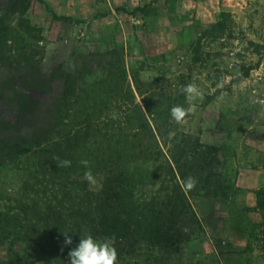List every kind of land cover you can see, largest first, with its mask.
<instances>
[{
	"label": "rangeland",
	"instance_id": "374dc122",
	"mask_svg": "<svg viewBox=\"0 0 264 264\" xmlns=\"http://www.w3.org/2000/svg\"><path fill=\"white\" fill-rule=\"evenodd\" d=\"M259 168L264 0H0V264H68L81 184L139 207L117 264H264Z\"/></svg>",
	"mask_w": 264,
	"mask_h": 264
},
{
	"label": "trees",
	"instance_id": "16d2710c",
	"mask_svg": "<svg viewBox=\"0 0 264 264\" xmlns=\"http://www.w3.org/2000/svg\"><path fill=\"white\" fill-rule=\"evenodd\" d=\"M65 99H68V97H65ZM139 121L142 122L143 127L148 128L149 123L146 118L141 117ZM36 137L37 136H34L32 143L38 144ZM118 175L123 181H129V179L126 178H129L130 175L127 173L126 169L120 168ZM85 186L81 184L74 196L65 192L61 201L65 205L64 208L67 211L65 214L60 213V216L63 217V219H61V225L66 224L68 220H73L78 225L76 237L72 239L73 244L66 245L64 248V256L67 257L70 248L75 247L79 239L83 238L82 230L84 229H86L91 236L98 237L125 234L132 227L140 228L141 226L140 218L135 217L139 207H137L135 203L125 202L126 194L120 184L117 189L106 186V188L98 194H92V198L89 200H83L82 191H86ZM73 199H75V201L71 203ZM69 202L70 205H68ZM68 210L70 212H68ZM140 213L141 216L145 217L143 212ZM138 215L140 214L138 213ZM148 229L155 234L161 232L159 226L154 229L151 227V224L148 225Z\"/></svg>",
	"mask_w": 264,
	"mask_h": 264
},
{
	"label": "clouds",
	"instance_id": "9594fccd",
	"mask_svg": "<svg viewBox=\"0 0 264 264\" xmlns=\"http://www.w3.org/2000/svg\"><path fill=\"white\" fill-rule=\"evenodd\" d=\"M183 91L189 100H195L201 95L200 89L194 83L185 85ZM186 111L187 109L183 106L177 105L171 108V116L175 121L179 122L185 117ZM81 163L87 165L88 161L83 160ZM70 165V160L63 159L59 161V166L68 167ZM83 179L88 182L89 187L96 183L91 170L84 173ZM193 184L194 181L190 179L189 187ZM64 236V243L72 245V237L66 234ZM67 262L68 264H117V252L108 240L101 241L91 235H87L79 239L75 247L70 248Z\"/></svg>",
	"mask_w": 264,
	"mask_h": 264
},
{
	"label": "crops",
	"instance_id": "0c3cea01",
	"mask_svg": "<svg viewBox=\"0 0 264 264\" xmlns=\"http://www.w3.org/2000/svg\"><path fill=\"white\" fill-rule=\"evenodd\" d=\"M255 172V176L252 175V177L254 178L255 177V180H256V186H261V184L264 183V169H256L254 170Z\"/></svg>",
	"mask_w": 264,
	"mask_h": 264
}]
</instances>
